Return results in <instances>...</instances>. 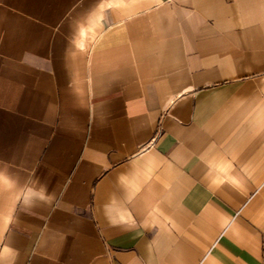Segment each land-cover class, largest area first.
Instances as JSON below:
<instances>
[{
    "label": "crops",
    "instance_id": "1",
    "mask_svg": "<svg viewBox=\"0 0 264 264\" xmlns=\"http://www.w3.org/2000/svg\"><path fill=\"white\" fill-rule=\"evenodd\" d=\"M0 264H264V0H0Z\"/></svg>",
    "mask_w": 264,
    "mask_h": 264
}]
</instances>
